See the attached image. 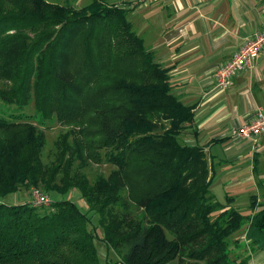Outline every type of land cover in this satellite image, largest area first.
<instances>
[{
	"label": "trees",
	"instance_id": "16d2710c",
	"mask_svg": "<svg viewBox=\"0 0 264 264\" xmlns=\"http://www.w3.org/2000/svg\"><path fill=\"white\" fill-rule=\"evenodd\" d=\"M126 15L99 0H0V102L15 107L0 114V196L40 185L81 199L0 202V264H245L231 236L245 226L264 241V204L250 196L243 214L210 192L205 146L179 139L193 105ZM53 121L66 130L43 162ZM102 163L114 168L89 181Z\"/></svg>",
	"mask_w": 264,
	"mask_h": 264
},
{
	"label": "crops",
	"instance_id": "0c3cea01",
	"mask_svg": "<svg viewBox=\"0 0 264 264\" xmlns=\"http://www.w3.org/2000/svg\"><path fill=\"white\" fill-rule=\"evenodd\" d=\"M123 1L128 3L116 5L127 9L132 30L154 60L168 68L171 91L182 103L193 105L192 122L179 138L204 145L206 153L217 147L209 152L212 175L218 173L224 188L233 190L224 194V201L229 196L230 204L242 187L248 202L251 196L255 204H264V134L254 140L231 137L255 108H264V48L248 67L234 73L225 89L215 88L213 80L215 68L244 37L264 30V0ZM241 230L245 235V226ZM241 239L245 264H264V241L254 246L249 238Z\"/></svg>",
	"mask_w": 264,
	"mask_h": 264
},
{
	"label": "rangeland",
	"instance_id": "374dc122",
	"mask_svg": "<svg viewBox=\"0 0 264 264\" xmlns=\"http://www.w3.org/2000/svg\"><path fill=\"white\" fill-rule=\"evenodd\" d=\"M48 1L49 2H57V3L63 2V0H48ZM89 1L90 0H79V1L67 0V2L70 4L77 3V4H74L76 6L86 4ZM99 1H103L104 3H107V4H122V5H124L125 3H128V2H124L123 0H113V1L99 0ZM13 110H15V107L13 105L8 106V105H5V104L0 102V114L6 115L7 113H9ZM23 111L26 113L27 112L32 113V102H30L29 105L24 107ZM42 130L44 131L45 143L43 146L41 158H42L43 162H49V160H51L52 156L56 152V144H57L56 141L58 139L57 136L60 133L64 132L66 130V127L64 125L63 126L59 125L56 121H53L52 123L46 122L45 127H43ZM179 139L182 142L183 137H181ZM216 148L217 147H212L209 152L216 151ZM209 152L207 153L208 155H210ZM112 168H114L112 165L105 164V163H102L99 165L90 164L89 167H86L84 169V172L86 173L88 180L92 181L93 178L96 176V174L101 173V174L107 175L110 172V170H112ZM222 183H223V180L220 179V175L218 173H215L214 175H212L211 182L209 185V189L217 201H219L220 203H225L224 194H229V191H230V193H233V190H232V188H229L230 190L224 188V185ZM32 188H34L32 190V195H33V192L35 190H38L39 192L45 193L49 197L50 201L64 198V199H70V200L74 201L76 204L81 203V201H80L81 199L79 197V194L74 188H71L67 192V194L59 195L58 193L53 192V191H50L48 193L44 192L40 185L30 186L29 188H26L24 186H20V188L17 189V191L10 192V193H7L3 196H0V202L6 203V204H19V203L27 202L30 200L29 194L31 193ZM237 191H238L237 192L238 194L233 197L232 202H230V204H228V205L236 208L237 210H239L243 214H247L249 211V209L247 208V204H248L247 193L242 190V187H238ZM42 206L48 207V205H42ZM81 207L85 208L86 206L83 205ZM242 232L243 231L240 230L231 236L230 240L232 242L236 241V243H230L229 244V252L230 253H232V254H238L239 253L240 256L241 255L243 256L245 249H242L238 243L239 241H242L241 238H246V235H243L244 233H242ZM165 233H166L167 237H170L167 232H165ZM97 247H98V251L101 255L105 254V249L100 243L97 244ZM170 264H176V263L174 261L173 263H170Z\"/></svg>",
	"mask_w": 264,
	"mask_h": 264
},
{
	"label": "built area",
	"instance_id": "2783aa9c",
	"mask_svg": "<svg viewBox=\"0 0 264 264\" xmlns=\"http://www.w3.org/2000/svg\"><path fill=\"white\" fill-rule=\"evenodd\" d=\"M144 0H129L131 4L143 2ZM264 48V30L255 33L253 36L244 37L241 45L231 55V57L218 65L213 73L215 88L219 90L225 89L234 73L248 67L258 52ZM264 134V108H255L252 118L235 128L231 132L232 139L236 140H254ZM29 194L30 200L27 201L31 205H48L49 197L35 190Z\"/></svg>",
	"mask_w": 264,
	"mask_h": 264
}]
</instances>
